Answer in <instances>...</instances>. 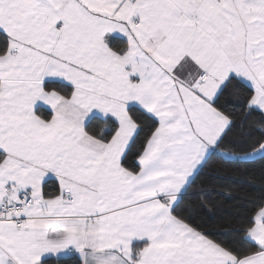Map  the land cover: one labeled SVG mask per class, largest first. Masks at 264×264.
<instances>
[{
	"label": "snow or ice",
	"instance_id": "1",
	"mask_svg": "<svg viewBox=\"0 0 264 264\" xmlns=\"http://www.w3.org/2000/svg\"><path fill=\"white\" fill-rule=\"evenodd\" d=\"M0 264H264V0H0Z\"/></svg>",
	"mask_w": 264,
	"mask_h": 264
},
{
	"label": "trees",
	"instance_id": "2",
	"mask_svg": "<svg viewBox=\"0 0 264 264\" xmlns=\"http://www.w3.org/2000/svg\"><path fill=\"white\" fill-rule=\"evenodd\" d=\"M228 171L229 172H232V169H228ZM245 175H249V176L254 175L255 177L258 178L261 175V170H260L259 166L251 167V168H249L247 170H244V169H237V170H235V176L236 177H243ZM235 191L236 192H239L240 191L239 186H236L235 187ZM222 207L223 206H221V208L217 210L218 211V214L221 213Z\"/></svg>",
	"mask_w": 264,
	"mask_h": 264
}]
</instances>
